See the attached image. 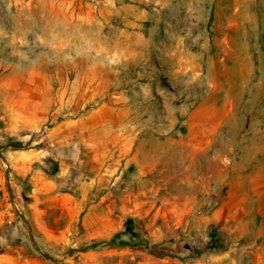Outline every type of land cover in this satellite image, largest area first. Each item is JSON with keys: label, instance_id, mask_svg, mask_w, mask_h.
Listing matches in <instances>:
<instances>
[{"label": "rangeland", "instance_id": "374dc122", "mask_svg": "<svg viewBox=\"0 0 264 264\" xmlns=\"http://www.w3.org/2000/svg\"><path fill=\"white\" fill-rule=\"evenodd\" d=\"M53 125L115 162L78 216ZM249 184L264 204V0H0V264H210Z\"/></svg>", "mask_w": 264, "mask_h": 264}, {"label": "crops", "instance_id": "0c3cea01", "mask_svg": "<svg viewBox=\"0 0 264 264\" xmlns=\"http://www.w3.org/2000/svg\"><path fill=\"white\" fill-rule=\"evenodd\" d=\"M59 127V125L51 127V131L55 133V136L49 139V144H61V141H63L62 145L64 146L59 151L60 171L57 176L60 177L61 181L66 182L69 176L68 172L72 169V178L75 182L74 195L71 196L66 193L65 200H71L74 203L73 214L78 216L88 203L94 201L93 195L96 194L97 190H101L100 188L104 186L103 184L106 185L102 187L104 192H106V189L110 186L108 185L107 187V184L113 178V165L115 162L113 155L110 153L111 148L108 151L104 147H96V154L89 158V152L95 145L90 143L87 138H82L83 148L77 144L78 150H76V155L73 154V139L68 137L62 139L61 136L57 138ZM88 129H86L87 131L84 130L87 135L89 133ZM17 166L21 167L22 165ZM24 169L28 170L27 167ZM31 178L40 180L46 185L48 184V187L52 184V181L37 173L31 175ZM69 180L68 177V183L70 182ZM255 190V187L249 184L246 190L248 191L247 195L234 203L237 206L236 218H238V223L232 229L233 242L230 246L223 248L220 253H217L210 264H264V204L256 196ZM51 198H58V193ZM96 218L100 221L102 217L96 216ZM102 220L107 221L108 218H103ZM97 223L94 220L96 227L93 228L92 237H100L103 234ZM101 223L104 224L106 222L101 221ZM246 225L249 226V230L241 231V226L243 228Z\"/></svg>", "mask_w": 264, "mask_h": 264}]
</instances>
